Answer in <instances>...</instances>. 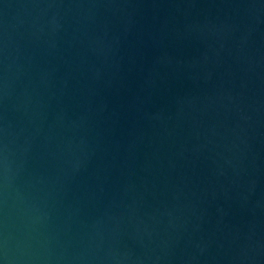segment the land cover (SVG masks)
<instances>
[{
	"label": "water",
	"instance_id": "obj_1",
	"mask_svg": "<svg viewBox=\"0 0 264 264\" xmlns=\"http://www.w3.org/2000/svg\"><path fill=\"white\" fill-rule=\"evenodd\" d=\"M0 264H264V0H0Z\"/></svg>",
	"mask_w": 264,
	"mask_h": 264
}]
</instances>
